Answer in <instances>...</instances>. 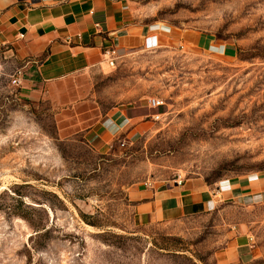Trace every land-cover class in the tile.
<instances>
[{"label":"rangeland","instance_id":"374dc122","mask_svg":"<svg viewBox=\"0 0 264 264\" xmlns=\"http://www.w3.org/2000/svg\"><path fill=\"white\" fill-rule=\"evenodd\" d=\"M127 1L162 45L59 89L27 83L34 67L0 44V264H225L240 234L251 252L229 264H264V203L139 224L133 200L179 176L264 175V0ZM118 115L129 125L95 138Z\"/></svg>","mask_w":264,"mask_h":264},{"label":"crops","instance_id":"0c3cea01","mask_svg":"<svg viewBox=\"0 0 264 264\" xmlns=\"http://www.w3.org/2000/svg\"><path fill=\"white\" fill-rule=\"evenodd\" d=\"M167 33L159 24L148 25L138 19L127 0H0V44L12 46L15 57L23 63L22 70L29 73L34 67L37 80L26 81L33 86L42 83L59 89L75 78L90 77L107 63L109 52L118 55L139 44L145 48L161 46ZM206 38L199 35L197 44L207 47ZM129 123L128 117H111L97 124L93 134L105 141L104 137L120 132ZM225 182L213 187L201 179H190L135 190V220L139 224L175 220L226 200L264 203V175ZM252 241L241 234L233 238L223 262L229 264L246 256Z\"/></svg>","mask_w":264,"mask_h":264},{"label":"built area","instance_id":"2783aa9c","mask_svg":"<svg viewBox=\"0 0 264 264\" xmlns=\"http://www.w3.org/2000/svg\"><path fill=\"white\" fill-rule=\"evenodd\" d=\"M24 37V34H21L20 35V38H23ZM115 55H116V51H111L107 54L106 56V59H107V64L111 67H115ZM13 83L17 86L21 85L22 83V79H21V75H19L18 77H16L14 80H13ZM164 104V102L158 98H151L150 99V102H149V105L153 108H158L160 106H162ZM260 175L258 173H255V174H248L246 175V177L249 179V180H254V179H258ZM176 183L177 184H181L182 183V179L181 177L179 176V180H176Z\"/></svg>","mask_w":264,"mask_h":264}]
</instances>
